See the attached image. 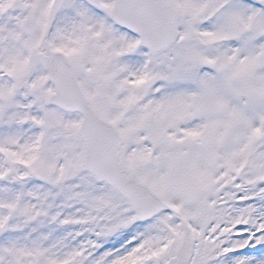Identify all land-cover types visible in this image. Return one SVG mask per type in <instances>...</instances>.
I'll return each instance as SVG.
<instances>
[{"label": "snow or ice", "instance_id": "1", "mask_svg": "<svg viewBox=\"0 0 264 264\" xmlns=\"http://www.w3.org/2000/svg\"><path fill=\"white\" fill-rule=\"evenodd\" d=\"M0 264H264V0H0Z\"/></svg>", "mask_w": 264, "mask_h": 264}]
</instances>
